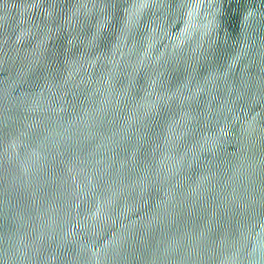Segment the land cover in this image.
<instances>
[{
	"label": "water",
	"instance_id": "obj_1",
	"mask_svg": "<svg viewBox=\"0 0 264 264\" xmlns=\"http://www.w3.org/2000/svg\"><path fill=\"white\" fill-rule=\"evenodd\" d=\"M0 264H264V0H0Z\"/></svg>",
	"mask_w": 264,
	"mask_h": 264
}]
</instances>
